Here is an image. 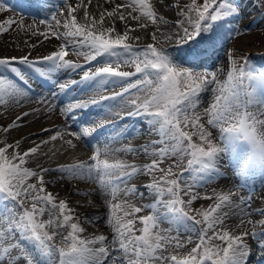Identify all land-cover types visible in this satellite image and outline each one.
Here are the masks:
<instances>
[{"label": "snow or ice", "instance_id": "obj_1", "mask_svg": "<svg viewBox=\"0 0 264 264\" xmlns=\"http://www.w3.org/2000/svg\"><path fill=\"white\" fill-rule=\"evenodd\" d=\"M104 4L110 7L97 3L100 11L92 12L93 0H63L62 11L50 20H34L29 25L14 17L0 21V35L19 26L26 35L61 41L48 55L35 59L31 51L0 56V106L6 113L30 99L34 74L58 89L50 91L52 100L40 96L37 103L48 114L59 108L66 120L63 127L54 130L41 128V132L50 133L48 138L33 141L27 149L22 148V141L27 142L28 136L12 140L10 134L40 108L22 112L7 125H0V264H248L253 251L249 240L264 250V209H252L251 197L245 198L236 190L204 196L212 203L194 209L192 205L199 198L195 185L181 179L185 173H194L196 183L211 181L221 175L225 156L240 160L236 175L256 166L264 169V110H251L253 105H264V97H257V89L264 90V69L251 68L245 55L237 59L231 49L227 66L215 71L205 68L226 39L249 30V25L240 27L239 0L172 4L169 0H104ZM18 6L34 7L39 13L47 10V0H20ZM11 7L0 0V13ZM160 8L174 9L176 19L169 22ZM117 23L123 28L118 29ZM150 26L154 30L149 33ZM141 29L151 43L140 45L141 36L134 33ZM23 43L30 49L37 47L28 40ZM70 53L83 57L84 64L73 61ZM60 72L81 75L79 80L58 83L53 77ZM218 74L225 78L219 79ZM77 84L97 92L107 91L108 85L119 86V91L101 95L90 104L110 101V107H119L124 113L122 119L145 120L148 141L139 146L111 147V143L127 138L125 132H117L103 147H95L87 159L45 167L41 157L50 161L57 155L55 142L75 149L74 140L96 131L88 126L72 130L67 123L88 104L59 106L53 102L58 94ZM207 92L212 93V100L201 108V96ZM48 145L52 147L44 151ZM127 155H144L150 160L137 164L123 158ZM167 160L172 162L165 169L161 165ZM52 172L60 174L58 180L96 185L94 191L106 197L104 222L111 229V237L83 235V225L101 217L81 218L68 200L49 192L52 181H46L45 176ZM144 177L149 178L143 184L144 191L129 184ZM129 196L154 197V201L137 206L126 199ZM232 217L239 222L230 227ZM164 222L170 227L162 228ZM181 230L186 234L183 238ZM22 241L29 242L31 248Z\"/></svg>", "mask_w": 264, "mask_h": 264}, {"label": "bare ground", "instance_id": "obj_2", "mask_svg": "<svg viewBox=\"0 0 264 264\" xmlns=\"http://www.w3.org/2000/svg\"><path fill=\"white\" fill-rule=\"evenodd\" d=\"M72 2H79V0H72ZM97 3H99L102 7H110V5L104 4V0H93V6L90 7V11H92V12L100 11V9L95 7V5ZM159 12H160V14H162L166 17L164 11L159 10ZM173 14L175 15V11ZM252 14H254V13L250 12V15H252ZM8 17H14L18 21L22 19L24 25H29V24H32L34 22V19H32L29 16H27V17H16L15 15H13V13H9L7 10L0 13V21H3L4 19H6ZM132 23H133V25H135L134 21ZM116 26L118 29L123 28V25L120 23H117ZM43 28H44V26L41 25L40 29L42 30ZM161 28H162V30H167L164 28V26ZM151 30H152L151 27H149L148 32L150 33ZM134 35H140L141 36L140 42L146 41L147 37L149 36V35H146L144 33V30H142V29L135 32ZM42 38L43 37H41L39 35L33 37L30 35V33L26 35L19 28V26H16L11 31L4 33L3 35H0V56H21V55L25 54L26 52L31 51L32 57H40V56L48 55L51 51L56 49L58 47V45L61 43V41H58L54 38L50 39V40H45V39L42 40ZM24 40H28L29 43L37 44V47L35 49L28 48L23 43ZM230 47H231L230 49L234 53H236V55L239 53L245 55L248 52H254V51H257V49H259V48H256L255 46L251 45V38L247 35L238 37L236 39V41L234 42V44H231ZM261 48H264V47H261ZM217 52H218V50H217ZM217 52H216L215 56L217 59H219V58H221L222 55L220 56ZM70 58L73 61L77 60V62H79V63L84 62L82 57H77L75 55H72L71 53H70ZM62 73H66V72H62ZM16 108L17 107H15V109ZM33 108H40L41 111L33 113L32 115H29L28 117H25L24 121H23V126L20 127L19 129H15V130L11 131L10 139H12V140L19 139L22 136H25L26 134H28L30 132L39 131V130H41V128L53 129L52 126L54 124L58 125V124H62L64 122V120L62 119V116L57 114L56 111H54L51 114H48V113L44 112L43 105H41L39 103H35L34 105H31V106L18 107L16 110L10 109L6 112V114L0 115V125H7L8 123H10L14 119V117L16 115H19L25 111H31ZM108 111H110V112H108ZM112 111H113V109H108L106 113H111ZM0 113H5V109L2 106H0ZM29 118H30V120H29V122H27V120ZM49 134L50 133H44L43 135L41 134V135H39L33 139H28L27 142L22 141V148L27 149L28 147L32 146L33 141L39 142L40 140H42L45 137H46L45 139H47ZM74 143L77 144V147L75 149H68L66 145L61 147V145H62L61 141L55 142L56 149H58L57 155L50 161L47 160L46 158L41 157V161L43 162L44 166L45 167H49V166L54 167V165H57V164L71 162L73 159H86L89 156L90 152L79 148L80 144L78 143V141L74 140ZM117 144H119V143H117ZM49 147H52V145L46 146L43 150L47 151V149ZM65 149H67V151H65ZM76 156H78V157H76ZM49 176H50V173L45 176V179L48 178V180H50ZM145 180L146 179H138L137 183L143 182ZM215 185L217 186V188H220L219 190L221 192H226L228 190L233 189L232 184L229 181L223 180V179L222 180L219 179L217 182H215ZM69 187H71V188H69V190L65 189V190L58 191L56 189L53 190V188H50V189H48V191H50L54 195H57L58 199L68 200L70 202L69 206L74 208L77 211V213L80 215V217H84V216L88 217L91 215L92 212L97 213L99 216H101L102 214H105V212H107V208L103 204V202L105 200V196L98 195L96 193L90 199H87V197L92 192L94 193L95 191L91 190L92 192L88 196H80L77 193L78 192L81 193V191H86L87 186L82 187L80 184H78V185H73V186H69ZM142 191H144V189ZM86 192L87 193L90 192L89 189ZM254 199H256V203L251 205L252 209H264V192H260L258 195L257 194L254 195ZM76 200H78V203H75ZM87 200H90L93 202L92 207H86V204L82 202V201H87ZM253 218L259 219L258 216H254ZM238 222H239V220L237 217H232L228 221V224L230 227H233L232 225L233 224L236 225ZM83 226L86 229L85 233L83 234L84 236H90L91 231H94V234L98 235L97 228H98V230H100L101 227H103L105 229V231L102 232L103 234H105V233H107V230L109 228L106 224H105V227L102 225H99V226H97L96 229L94 227L89 228L90 227L89 224H84ZM110 231H111V229L109 228L108 233L111 234ZM249 243L253 244V251H252V255L250 257L255 258V259L256 258L260 259L262 254H260L259 257L257 256L260 248L256 247V245L254 244L255 242H253L252 240H249ZM263 252H264V250L261 249V253H263ZM248 264H253V263L248 262Z\"/></svg>", "mask_w": 264, "mask_h": 264}, {"label": "rangeland", "instance_id": "obj_3", "mask_svg": "<svg viewBox=\"0 0 264 264\" xmlns=\"http://www.w3.org/2000/svg\"><path fill=\"white\" fill-rule=\"evenodd\" d=\"M176 2L184 3V2H187V0H169L170 4L176 3ZM198 2H202V0H198ZM239 3L241 5V7H242V20L240 22V27H241V29H243L244 25H249V30L247 32H245L241 36H245V35L249 36L251 38V45L255 46L256 48H259V49H257V51L246 53L245 56L247 57V59L248 58H253V59L256 58V59H258V61H263L264 62V57H263L264 53L263 52H259V51H263L264 50V48H261V47H264V2H262V0H239ZM158 10L165 12V15H166L165 18L167 20H169V22H173L176 19V16L173 14L174 13V9H171V8H169V9L160 8ZM250 12H253L254 14L250 15ZM150 27L152 29L151 30V32H152L154 30V26H150ZM161 27H163V25H161ZM241 36H239V37H241ZM237 38L238 37H235V38H232V39H226L223 42L222 56H221V58L218 59V61H217V59H215L217 61V63H215L216 67L214 68L212 66L210 68V71H215L216 68H219L220 66H227V64H228L227 55H228V51L231 48L230 45L234 44V42L236 41ZM151 42L152 41L150 39V36H148L146 41L139 42V43L142 46V45H145V44L151 43ZM133 43L135 44L136 42H133ZM239 55H240V53L236 55L237 59L239 58ZM123 70H133V69H130L128 67H124ZM218 78L223 80L225 77L223 75H219L218 74ZM211 100H212V93L211 92H207V93L202 94L201 100H200L201 108L202 107H206ZM16 109L14 108V109H11V110H16ZM261 110H264V105L256 104V105L252 106V111L259 112ZM114 115H116V114H114ZM106 116L108 117V115H103V117L107 119ZM29 120H30V118L27 120V122H29ZM144 123H145V127H146V130H147V133L143 134V137H142L143 142H142V139H141V141L138 139V141H140L142 143H145L149 139L148 125H147L146 122H144ZM56 127H57L56 124H54L52 126L53 129H55ZM41 134L43 135L44 132H41L39 130V131L30 132V133H28V134H26L25 136H22V137L28 136L29 139H33V138H35V137H37V136H39ZM213 134H214V136L217 135L215 130H213ZM45 138H43V139H45ZM193 140H197V142H198V138L197 137H193ZM115 147H117V146H115ZM132 157L133 158H131V159H135L134 158L135 156H132ZM123 158H130V156L127 155L126 157H123ZM142 158L150 159L149 157L144 156V155L142 156ZM174 159H176V158L173 157L172 160H174ZM172 160H167V161L164 162V164L166 166H169L171 164ZM55 167H56V165H54V167H52V168H55ZM222 167L224 168L225 165H223ZM52 173H50V176H49L50 180H48V178H46V181H52V183L48 184V189L53 188V190L56 189V190L60 191V190H65V189L69 190V188H71L69 186H73V185L80 184L82 187L88 185V184H86L83 181L58 180V177H59L60 174L56 173V172H52ZM158 175H160V174L157 172L156 176H158ZM134 183H135V181H134ZM208 185H209V187H207ZM208 185L204 186L202 189L196 191L197 194L199 192L201 194L199 193L200 194V195H198L199 198L192 205V207L194 209L207 208L206 204H207V202L209 200L203 199L204 196H215L216 194L221 193V191L219 190L220 188H217L215 183L213 185H210V184H208ZM86 191H88V188H87ZM88 193H91V192H88ZM80 196H84V195H80ZM91 197H92V193L87 197V199H90ZM126 199H128V198H126ZM89 201L90 200L82 201V202L86 204V207H92L93 206V202L91 204H89ZM129 201L131 203L135 204V202H133L131 200H129ZM252 202H253V204H255L256 203V199L252 200ZM75 203H78V200H76ZM105 215L106 214H102L101 216H99L97 213L92 212L91 215L88 216L89 218H91L92 216H99V217H101V219L99 221H93L91 224H89V226H90L89 228L94 227L96 229L97 226H99V225H102V226L105 227L104 222H103V220L105 218ZM44 218L46 219L47 217L45 216ZM81 218H83V217H81ZM165 225H166L164 227L165 229L169 228V224L167 222H166ZM232 226H234V224ZM97 231H98V234H103L102 232L105 231V229L103 227H101L100 230H98V228H97ZM93 234H94V231H91V235H93ZM251 259L252 258H249V260H251Z\"/></svg>", "mask_w": 264, "mask_h": 264}]
</instances>
